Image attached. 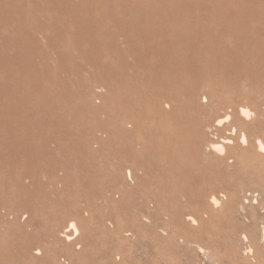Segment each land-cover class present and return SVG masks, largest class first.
Wrapping results in <instances>:
<instances>
[{"label":"rangeland","instance_id":"1","mask_svg":"<svg viewBox=\"0 0 264 264\" xmlns=\"http://www.w3.org/2000/svg\"><path fill=\"white\" fill-rule=\"evenodd\" d=\"M132 1L135 0H29L35 19L43 25L42 28L35 26L31 31L34 44L39 45L43 51L42 57L34 56V61L38 63L41 59L45 65L43 83L47 90V121L45 139L38 157L33 160H17L12 168L15 176H21L28 186L30 203L37 208L41 207L43 211L55 207L68 215L76 205L82 217H89L91 213L96 219L106 221L107 226L108 220L114 225L119 222L121 230L124 229L122 231L132 229L138 232L141 225L146 227L148 231L144 234L149 235V240L153 241L148 240L147 249L139 244L140 237L136 232L134 243L128 247L126 244H110L105 235H100L101 242L97 250L105 264H264L260 254L250 256L247 261L241 257L246 247H255L249 236L255 226L252 227L249 217L250 204H247L246 210L237 206L231 211L227 208L226 198L219 208L207 206L212 192L222 194L229 182L234 183L239 198L244 196L245 190L251 193L257 189L243 183V179L248 177L235 160L229 162L227 159L218 164L212 162V168L209 169L205 158L199 156L201 170L197 179L201 180L200 183L207 181L203 183V188L198 186L200 183L191 185V178L186 177V171H183V176H179L178 172H169L171 167L161 161L160 156L150 159L155 150L159 155V140H165L162 136L165 128L159 117L151 119L146 116L144 106L139 109L135 107L143 117L138 125L130 122V112L126 113V117L123 115L116 119L115 124H110L108 119H111V108L106 97L110 88L108 68L121 65L122 69H118L120 73L130 82L139 85H142L143 79L149 78L144 67L138 64L137 54L129 48L130 32L123 22L125 7L130 6ZM197 7L203 5L198 4ZM206 10L196 8L187 18L207 32L204 39H189L190 43L197 42L199 52L189 56L194 67L192 75L195 76L183 88L178 102L185 103L187 114L191 113L189 126H179L180 137L190 145H186L188 153H196L193 151L194 146H191L196 141L200 151L204 152L208 141L222 144L230 136L233 138L231 146L238 147V136L231 135L232 122L239 126L237 119L243 120L240 109L248 108L255 115L247 121L250 124L245 128L248 138L246 148H252L254 138L264 134V27H249L254 20L252 18L251 21H245L244 28L238 30L239 36L234 41L230 38L226 40L231 35V26L223 20V15L212 14L210 8ZM250 38L261 41V51H255L254 43L248 40ZM205 39L212 42L216 50L205 48L203 51L200 43ZM146 101L152 103L151 96L147 95ZM226 113L230 115L228 122L216 126V121ZM115 130L118 134L122 133L124 138L121 143L116 140L117 151L125 150L127 155L135 158L137 176L140 177L134 184L127 181L128 200L125 198L118 205L110 200L112 192L117 188L110 174L114 163L109 159L110 147L107 145V136L111 133L109 131ZM240 149L241 146L236 152H240ZM208 153L211 157L214 155ZM167 155L170 157V154ZM216 167L217 171H213ZM211 173L218 177H213ZM200 190L206 193L202 195V200L198 197ZM155 200L160 207H155ZM43 203L46 208L42 206ZM140 205H143V210ZM18 209L20 216L27 214L21 206ZM258 211L261 216L264 215V202ZM61 213L56 214L55 222L64 226ZM157 213L163 216L160 221L162 228H154L156 224H150ZM146 214L149 215L148 219L143 216ZM163 214L174 217L171 225H167L168 216ZM20 216L16 220L8 219L11 222L4 221L0 226L1 232H7L12 244L16 241L11 235L15 233V227L10 230V223L16 224V230L17 226L23 225L26 232L31 229L27 225L28 218ZM187 216L196 218L197 224L192 226L186 220ZM256 219L255 223L261 222L260 217ZM141 220L144 222L141 223ZM214 224L221 225L224 230L215 233L216 228L212 227ZM259 225L258 228L261 227ZM175 232L177 236L182 235L190 240L183 243L184 239L182 241L178 237L173 243L175 247H170L172 243L167 247V235ZM147 235H144V239H148ZM245 235L248 241L244 242ZM50 236V230L41 224L33 238L34 241L48 243L52 240ZM156 236L163 240L155 241ZM198 245L207 249V257L199 256L195 249ZM88 260L83 258L75 264H86Z\"/></svg>","mask_w":264,"mask_h":264},{"label":"bare ground","instance_id":"2","mask_svg":"<svg viewBox=\"0 0 264 264\" xmlns=\"http://www.w3.org/2000/svg\"><path fill=\"white\" fill-rule=\"evenodd\" d=\"M205 1L135 0L132 1L130 6L125 7L123 22L130 32L129 48L137 54V62L144 67L149 78L143 79L142 85H139L137 82H130L124 74L120 73L118 69H122L121 65L108 68L110 88L106 92V97L111 108V119L108 120L113 125L116 119L123 115L126 117V113L130 112V122L132 121V124L136 126L143 117L142 113H138L135 107L139 109L143 106L145 107L146 116L151 119L159 117L160 123L165 128L162 133L165 140H159V155L155 150L150 159L154 160L160 156V160L171 167L169 172H178L180 173L179 176H183V171H186V177L191 178L189 182L191 185H196L201 181L197 179L199 177L197 174L201 170L199 156L205 158L209 169L212 168V162L218 164L227 161V159L229 162L235 160L236 164L245 171L244 173L248 177V179H243V183L253 185L257 189L251 193L248 192L249 194L246 193L248 190H245L244 196L242 195L239 198L234 190V183L229 182L222 194L212 192L207 206L209 208H219L226 198H228L227 208L231 211L237 206L246 210L247 204H250L251 213L249 212V217L252 221V227L255 226L249 236L255 247H246L241 253V257L245 261L254 254H260L261 258H264V215L261 216L258 211V207H262L264 202V152L261 151L264 148V134L254 138V147L246 148L248 138L245 128L250 124L247 121L254 114L248 108L240 109L239 113L244 121L237 119L239 126L232 122L231 135L238 136L236 141L239 143L238 147L241 146L240 152H236L238 147L231 146L233 138L230 136L224 140L222 139V144H214L208 141L204 152L200 151L198 141H196L195 145H191L194 146L193 151L196 152L194 154L191 151L188 153L186 148L188 144L185 143L182 136L180 137L179 131L180 127L190 123L188 118L191 113L187 114L188 111L184 102V104L178 103L183 88L195 76L192 75L194 74V67L189 56L192 53H198L199 48L197 42L190 43L189 39L191 37L199 39L203 37L204 39L205 32H207L202 26L199 27V24L188 20V15L192 14V11L196 8L205 11H207L206 8H210L212 14L223 15V20H226L231 26V35L226 40L230 38L234 41L239 36L238 30L241 31L244 28L243 26H245L247 20L254 19L249 25L251 28L264 27V21H261L264 18V0ZM198 4H202L203 7H197ZM35 21L36 24H34ZM35 26L41 27L43 25L40 20L35 19L29 0H0V226L4 221L11 222L9 220L13 218L16 220L20 216L18 207L21 206L22 209H26L27 214L23 213L20 217H23V219L28 218L27 225L31 227L26 232L24 225L17 226L16 230V224L10 223V230L15 227V233L11 234L17 241H13L14 244H12V240H9L7 232H1L0 230V264H75L83 258L89 259V263L83 261L86 264H105L97 250V246L101 242L100 235H105L110 244L115 243L117 246L126 244L128 247L129 244L134 243L133 241L139 234L140 238H137L140 240L139 244L142 247L146 246L147 249V242L152 239L149 240V235L144 234L147 229L143 225L140 228L138 227V232L132 229L122 231L124 229L121 230L119 222L114 225L111 220H108V227L106 221L96 219L91 213L89 217L84 218L85 215L82 217L80 215L81 210L76 205L70 209L68 215H65L64 212L61 213L62 211L57 210L55 207H52L50 211L49 209L43 211L41 207L37 208L30 203L28 186L25 185L21 176H15L12 170L14 163L17 160L37 158L45 139L44 129L47 121V90L43 83L45 65L41 59L38 63L34 61L35 55L37 57L43 55L42 49L36 43L34 44L32 38L31 30ZM206 39L200 43L202 50L205 51V48L209 51L216 50L215 45L210 41H206ZM248 40L254 43L256 52L261 51V41L256 40L257 43L251 38ZM147 95L151 96L153 105L146 101ZM162 105L165 106L162 107ZM229 119L230 115L226 113L223 118L216 121L215 125L222 126ZM109 132L111 133L107 136V145L110 147L108 155L111 162L114 163L110 168V174L115 188H117L116 191L112 192L110 200L118 205L126 198L129 187L127 181L134 184L140 177L137 176L138 169L134 164L135 158L127 155L125 150L117 151L116 140H120L121 143L124 139L123 134H118L117 130ZM208 152H212L214 155L211 157ZM235 153L237 154L235 155ZM167 154H170V157ZM217 169L218 167L213 171H217ZM142 175H144L143 172ZM211 175L215 178L218 177L213 173ZM208 178H210V173ZM203 183L201 182L198 186L203 188ZM203 194L206 193H202V190L198 192L199 199L202 200ZM184 196L186 197V195ZM242 200L244 201L241 202ZM154 204L155 207H160L157 200ZM42 206L44 207L45 203ZM140 207L143 210V205H140ZM3 209H5V212H2ZM59 213H61L64 226H60L55 222V216ZM149 215L143 216L148 219ZM163 215L168 216L166 222L167 225H171L174 217L172 218L169 214ZM162 217L157 213L150 224H156L154 228H162L160 223ZM259 217L261 220L260 223L258 222L261 225L260 228H258L259 224L255 223V219ZM195 219L189 216L186 217V220L192 226L197 224V219ZM143 220H141V223L144 222ZM41 224L50 230L51 242L34 241L33 237ZM163 226L165 227V225ZM212 227L216 228L215 233H219V230L222 229V226L217 224ZM144 235H147L148 239H144ZM178 237L182 241L184 239L183 243L190 240L183 238L182 235L177 236V232L169 233L166 238L168 243L165 245L169 247L168 244L172 243L170 247H175L174 244ZM160 240L163 239L155 237V241L160 242ZM243 240L244 242L248 241L246 235L243 236ZM115 244L114 247H116ZM89 248L91 251H89ZM195 249L200 254L199 256L207 257L209 254L207 249L200 245Z\"/></svg>","mask_w":264,"mask_h":264},{"label":"snow or ice","instance_id":"3","mask_svg":"<svg viewBox=\"0 0 264 264\" xmlns=\"http://www.w3.org/2000/svg\"><path fill=\"white\" fill-rule=\"evenodd\" d=\"M261 151L264 152V148H262Z\"/></svg>","mask_w":264,"mask_h":264},{"label":"clouds","instance_id":"4","mask_svg":"<svg viewBox=\"0 0 264 264\" xmlns=\"http://www.w3.org/2000/svg\"><path fill=\"white\" fill-rule=\"evenodd\" d=\"M217 151H219V150H217Z\"/></svg>","mask_w":264,"mask_h":264}]
</instances>
